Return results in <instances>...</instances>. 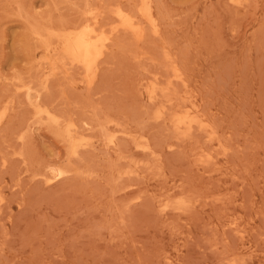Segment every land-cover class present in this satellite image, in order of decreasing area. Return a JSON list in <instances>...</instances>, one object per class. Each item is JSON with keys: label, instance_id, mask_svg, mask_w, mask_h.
I'll use <instances>...</instances> for the list:
<instances>
[{"label": "rangeland", "instance_id": "374dc122", "mask_svg": "<svg viewBox=\"0 0 264 264\" xmlns=\"http://www.w3.org/2000/svg\"><path fill=\"white\" fill-rule=\"evenodd\" d=\"M140 3L0 0V264H264V0Z\"/></svg>", "mask_w": 264, "mask_h": 264}, {"label": "bare ground", "instance_id": "6f19581e", "mask_svg": "<svg viewBox=\"0 0 264 264\" xmlns=\"http://www.w3.org/2000/svg\"><path fill=\"white\" fill-rule=\"evenodd\" d=\"M111 1V0H110ZM155 1V0H154ZM17 2V1H16ZM14 3V2H13ZM90 3V2H89ZM119 3V2H118ZM133 3V2H132ZM137 3V2H136ZM148 3H149V0H141V3H140V7L138 6V8H139V13L140 14H142V13H145V11H146V9H147V7H148ZM117 6H119L118 4H117ZM136 5L134 4V7H135ZM150 6V5H149ZM92 7V6H91ZM91 7H90V9H91ZM105 7V6H104ZM112 8L114 7L115 8V10L116 11H113V13L115 12V16L119 19V25H118V27L119 28H121L122 30H125V31H129V32H133V34L135 35V36H137V38L138 37H140L141 36V34H140V31H139V29H137V27L139 26V25H137L136 26V21H134V19L135 18H133V16L132 15H129V14H125L122 10H120L118 7H117V9H116V7L115 6H111ZM110 7V8H111ZM137 7V6H136ZM22 8V7H21ZM36 8V7H35ZM93 8V7H92ZM110 8H108V9H110ZM114 8H113V10H114ZM151 8V7H150ZM95 9V8H94ZM105 9H106V7H105ZM96 10H98V9H96ZM96 10H93V12L94 11H96ZM111 10V9H110ZM152 10V9H151ZM87 11V10H86ZM105 11V10H104ZM107 11V10H106ZM93 12L91 11V13L93 14ZM108 12V11H107ZM107 12H105V13H107ZM142 12V13H141ZM58 13V12H57ZM89 13V12H88ZM95 14L97 13V12H94ZM100 13V12H99ZM101 13H103V11L101 12ZM105 13H103V14H105ZM110 13V12H109ZM112 13V14H113ZM94 14V16H96ZM98 14V13H97ZM103 14L101 15V16H103ZM148 14H149V12H148ZM88 15V14H87ZM89 15H90V13H89ZM110 15V14H109ZM108 15V16H109ZM144 15V14H143ZM149 16V15H148ZM152 16V15H151ZM150 16V17H151ZM91 17V16H90ZM143 17V16H142ZM101 18V17H100ZM100 18H99V21H100ZM93 19H94V17H93ZM93 19H91V20H93ZM146 19V18H145ZM154 19V18H153ZM27 20V19H26ZM90 20V21H91ZM109 20V19H108ZM63 21V20H62ZM89 20H85V21H83V23L82 24H80V26H79V28H75L74 30H72V31H67V32H65V33H61V35H59L58 37L59 38H61V51L63 52V54H65V55H67L68 57H67V60H68V58H70L71 60H72V65L74 64V65H76V66H78V67H83L82 69L84 70V71H87V72H85L86 73V75H87V73L90 71H92L93 69H95V67L94 66H96L95 64H96V62H97V59H99V56L102 54V52H103V50L109 45V44H107V42L109 43V41L110 40H112L111 39V37L110 36H101L100 34H97L96 32L98 31H96L95 30V26H96V22L98 21V20H96V22H92L93 23V25L91 24V23H89L88 22ZM94 21V20H93ZM108 22V21H107ZM149 22H150V20H149ZM100 23V22H99ZM118 23V22H117ZM103 25V24H102ZM105 25V24H104ZM107 26V25H106ZM105 26V27H106ZM109 26H111V25H109ZM114 26V25H113ZM113 26H112V28L111 29H114L113 28ZM30 27H31V25H30ZM37 27V26H36ZM103 28H104V26H102ZM115 27V26H114ZM117 27V28H118ZM140 27V26H139ZM151 27H152V25H151ZM143 28V27H142ZM153 28V27H152ZM102 29V28H101ZM47 31V30H46ZM156 31H157V29H156ZM41 32V31H40ZM64 32V31H63ZM111 32V31H110ZM105 33V32H104ZM113 33V32H112ZM157 33V32H156ZM35 36H36V33H33ZM50 34V36H52V33H49ZM56 33H54V35H55ZM109 34H111V33H109ZM112 35V34H111ZM133 35V36H134ZM132 36V37H133ZM145 36V35H144ZM38 37V36H37ZM36 37V38H37ZM55 37H57L56 35H55ZM115 37V36H114ZM113 37V38H114ZM39 38V37H38ZM143 39L144 37H143V32H142V37H140V38H138L137 40H139L138 42H140V39ZM41 39H44V38H41ZM116 40V39H115ZM134 40V39H133ZM135 40H136V37H135ZM134 40V41H135ZM43 41V40H42ZM50 41V40H49ZM164 41V40H163ZM112 42H113V40H112ZM143 42V41H142ZM125 45V44H124ZM54 46V45H53ZM122 46V45H121ZM52 48V47H51ZM50 48V44L49 43H44L43 44V49H45V50H50L51 49ZM118 48H120V47H118ZM112 49V48H111ZM59 50V51H60ZM122 50V49H121ZM52 51V50H51ZM108 51V50H107ZM52 54H54V53H52ZM53 55H51V57H52ZM64 56V55H63ZM61 57L62 56H60V58L58 59L59 61H60V59H61ZM65 57V56H64ZM141 58V57H140ZM55 59V58H54ZM64 59V58H63ZM57 60V62H59ZM65 60V59H64ZM150 60H151V58H150ZM61 61H62V59H61ZM68 61H66V62H68ZM45 62V61H44ZM47 62V61H46ZM57 64V63H56ZM70 64V65H71ZM53 65V64H52ZM61 65L64 67V65L62 64V62H61ZM71 65V66H72ZM45 66V65H44ZM58 66V65H57ZM59 66H60V64H59ZM179 66V65H178ZM62 67V68H63ZM66 67H67V64H66ZM69 67V66H68ZM168 67V66H167ZM49 68V67H48ZM55 68V67H54ZM72 68V67H71ZM56 69V68H55ZM57 69H59V68H57ZM65 69V68H64ZM71 70L70 69V67L69 68H67V70ZM97 69V68H96ZM95 69V70H96ZM38 70V69H37ZM46 70V69H45ZM52 70V69H51ZM54 70V69H53ZM52 70V71H53ZM60 70V69H59ZM56 71V70H55ZM65 71V70H64ZM72 71V70H71ZM81 71V70H80ZM57 72V71H56ZM69 72V71H68ZM97 72V71H96ZM174 72H175V70L173 71V74H174ZM53 73H54V71H53ZM95 72H94V70H93V72H91V74H94ZM41 74V73H40ZM90 74V73H89ZM90 74V75H91ZM180 74V73H179ZM43 75H45V73L43 74ZM50 75H52V74H50ZM80 74H78L77 76H79ZM89 75V76H90ZM47 75H46V79H47ZM65 77V76H64ZM70 77V76H69ZM68 77V78H69ZM84 77H85V74H84ZM83 77V79H85ZM88 77V76H87ZM39 78V77H38ZM45 78V77H44ZM91 78V77H90ZM94 78V77H93ZM12 79V78H11ZM64 79V78H63ZM14 80V79H13ZM15 80H17V79H15ZM19 80V79H18ZM30 80H31V78H30ZM36 80V79H35ZM43 80V79H42ZM69 80V79H68ZM72 80V79H71ZM86 80H87V78H86ZM94 80V79H93ZM37 81V80H36ZM73 81V80H72ZM72 81H71V83H72ZM15 82H17V81H15ZM20 82V81H19ZM46 82H47V80H46ZM68 82H70V81H68ZM74 82V81H73ZM88 82V81H87ZM91 83H92V79H91V81H90ZM71 83H69L70 85H71ZM77 83V82H76ZM17 84H18V82H17ZM29 84V87H30V83H28ZM27 84V85H28ZM40 84H42L41 82H40ZM39 84V85H40ZM66 85H67V83H65ZM24 85V84H23ZM75 85V84H74ZM18 87V86H17ZM22 87V86H21ZM21 87H20V89L19 90H21ZM25 86H23L22 88H24ZM27 88H28V86H26ZM8 88V87H7ZM44 88L45 89H48L46 86H44ZM153 88V87H152ZM152 88H150L151 89V91H153L152 90ZM158 88V87H157ZM14 89H15V87H14ZM28 89H30V88H28ZM70 89V88H69ZM19 90H15L14 92L15 93H17L16 91H19ZM23 90V89H22ZM31 90H34V89H31ZM31 90H29V91H31ZM89 90V89H88ZM27 91V90H26ZM28 91V92H29ZM156 91H154L153 93H155ZM175 92V91H174ZM14 93V94H15ZM150 93V92H149ZM161 94H162V92H160ZM26 94V93H25ZM35 94V93H34ZM39 94V93H38ZM165 94V93H164ZM172 94V93H171ZM32 96H34V95H32ZM156 96V95H155ZM27 97H28V94H27ZM39 96L37 95V98H38ZM26 98V97H25ZM29 98V97H28ZM36 98V99H37ZM156 98V97H155ZM177 98V97H176ZM9 99V98H8ZM7 99V100H8ZM27 100V99H26ZM28 100H31V99H28ZM38 100V99H37ZM153 100V99H152ZM28 102V101H27ZM35 102H37V101H35ZM34 102V103H35ZM29 103V102H28ZM31 103V102H30ZM29 103V104H30ZM7 104V103H6ZM33 104V103H32ZM3 105V104H2ZM4 105H5V103H4ZM40 105V104H39ZM6 106V105H5ZM41 107V106H40ZM40 107H37L36 108V110L34 109V111H35V113L34 114H41V113H44V114H46L48 117H50V115H49V112H47L46 110H44L45 108H40ZM32 108V107H31ZM162 108H164V106L162 107ZM2 109H3V107H2ZM1 109V110H2ZM33 109V108H32ZM0 110V111H1ZM168 110V109H167ZM5 111V110H4ZM6 112V111H5ZM4 112V113H5ZM160 112V111H159ZM2 113V111L0 112V114ZM163 114V113H162ZM162 114H159L158 113V115H160V116H162ZM182 114H184V113H182ZM33 115V114H32ZM178 115V114H177ZM191 115H193V114H191ZM2 116H3V114H2ZM35 116V115H34ZM173 116H175V115H173ZM178 116H181V114H179ZM184 116V115H183ZM182 116V117H183ZM186 116V115H185ZM196 116V115H195ZM194 116V117H195ZM37 118H39V116H36ZM181 117V118H182ZM173 118H175V117H173ZM185 118V117H184ZM188 118V117H187ZM176 119H177V116H176ZM173 120V119H172ZM179 120V119H178ZM44 121V120H43ZM52 121H55V119L54 118H52ZM51 121V122H52ZM71 121H72V119H71ZM177 121V120H176ZM182 121V120H181ZM181 121H180V123H181ZM31 122V121H30ZM38 122V121H37ZM68 122V121H67ZM73 122V121H72ZM175 122V121H174ZM183 122V121H182ZM203 122V121H202ZM184 123V122H183ZM193 123V122H192ZM37 124V123H36ZM71 124V123H70ZM74 124V123H73ZM176 124H178L179 125V122H176ZM186 124H190V122H189V120L187 121V123H184V124H182V125H186ZM196 124V123H195ZM40 125V124H39ZM68 125H69V123H68ZM72 125V124H71ZM197 125V124H196ZM199 125V124H198ZM75 126V125H74ZM73 125H72V127H74ZM85 126V125H84ZM108 126V125H107ZM116 126V125H115ZM186 126H188V125H186ZM202 126V125H201ZM40 127H41V125H40ZM189 127H191V126H189ZM200 127V126H199ZM205 126H203V128H204ZM103 128V127H102ZM216 129V128H215ZM95 130V129H94ZM105 131V130H104ZM109 132V131H108ZM204 132V131H203ZM66 133H67V135L69 136L70 135V133H71V130H70V128L69 127H67V129H66ZM115 133V132H114ZM120 133V132H119ZM179 133V132H178ZM110 134V133H109ZM116 134H117V132H116ZM21 135V134H20ZM111 136L110 137H112V136H114V134H110ZM127 135V134H126ZM82 136V135H81ZM109 136V135H108ZM129 136H131V135H129ZM184 136V135H183ZM20 137V136H19ZM106 137H107V135H106ZM105 137V138H106ZM109 137V138H110ZM186 137V136H185ZM70 139H72V142H74L75 143V141L73 140V138H69V141H70ZM81 139H83V136H82V138H80V135H79V140H81ZM86 140H87V138H85ZM108 139V138H107ZM107 139H105V140H107ZM111 139V138H110ZM75 140H77V139H75ZM88 140H90V138L88 139ZM91 140H93L92 138H91ZM85 141V140H84ZM109 141V140H108ZM208 141V140H207ZM80 142V141H79ZM88 142V141H87ZM104 142V141H103ZM137 143V142H136ZM95 144V143H94ZM112 144H113V142H112ZM78 145V143H76V146ZM105 145H107V144H105ZM79 146V145H78ZM77 146V147H78ZM82 146V145H81ZM83 146H85V145H83ZM91 146V145H90ZM108 146V145H107ZM76 147V149H78ZM146 147V146H145ZM148 147V146H147ZM74 149H75V146H74ZM73 149V150H74ZM22 150V149H21ZM199 150H201V149H199ZM196 151V150H195ZM74 152H76V150H74ZM17 154H18V152H17ZM51 171H52V169H50ZM148 170V169H147ZM60 171V170H59ZM58 178V177H57ZM56 178V179H57ZM55 180V179H54ZM1 201V200H0ZM189 211V210H188ZM238 234V233H237Z\"/></svg>", "mask_w": 264, "mask_h": 264}]
</instances>
